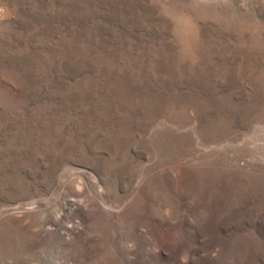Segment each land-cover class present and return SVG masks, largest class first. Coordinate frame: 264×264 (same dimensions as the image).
<instances>
[{
  "label": "rangeland",
  "instance_id": "1",
  "mask_svg": "<svg viewBox=\"0 0 264 264\" xmlns=\"http://www.w3.org/2000/svg\"><path fill=\"white\" fill-rule=\"evenodd\" d=\"M0 264H264V0H0Z\"/></svg>",
  "mask_w": 264,
  "mask_h": 264
}]
</instances>
